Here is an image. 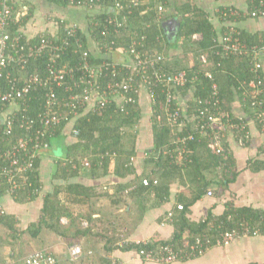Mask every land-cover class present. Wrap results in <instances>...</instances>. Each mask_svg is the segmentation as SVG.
<instances>
[{
	"label": "trees",
	"instance_id": "1",
	"mask_svg": "<svg viewBox=\"0 0 264 264\" xmlns=\"http://www.w3.org/2000/svg\"><path fill=\"white\" fill-rule=\"evenodd\" d=\"M63 3H68L66 0H61ZM106 2L107 5H106ZM116 0H97L95 7H104L100 9V12L96 15L95 20L90 24V34L95 40L97 46H104L105 43L109 42L111 38L114 40V47L123 48V51L128 52L129 60L133 61V55L130 52L131 42L137 35L145 36V50L149 53L155 55L162 53L157 47L164 45L162 40L161 30H160V15L159 11L155 8H151L149 11L144 12L146 9L143 4L135 6L133 8L126 7L120 10L118 17L123 21V26H116L108 24V17L116 15V10L114 7ZM256 4V2H255ZM254 2L250 0V8H253ZM230 8H221L218 12L222 17V27L221 30L224 32L219 33V30L215 26L214 22L211 20L210 14L196 6L195 4L186 2L184 5L179 7V13L182 14L181 28L178 35L179 39H183L184 42H189L192 44L193 54L190 58L178 59V57H172L171 55L164 53V61L160 65L165 71L168 72H178L186 71L187 76L198 73L199 77L193 83H189L184 87H173L172 92H175V98L172 104V108L181 107L184 111V119L186 124L184 126H171L168 123L159 122L157 119L158 113L164 109V105L167 100V92L163 91L167 88L166 83H157L152 75V70H148V76L152 80L153 89L156 91L155 101L151 102L153 109L152 114V124L153 131L155 135V146L154 150L156 153L150 154L148 160V166L153 165L150 173L143 176H136L133 180L116 183L114 184L113 191H109V187H92L83 186L79 182L70 181L71 178H77L80 175H87L92 177H99L103 174H109L112 164L116 161V168L114 171L122 179L129 174L135 173L134 164L132 160L130 162L131 156L135 154L134 144L135 136L137 133L136 126L139 124L141 119L142 107L140 104V99L147 93V88H142L141 93L135 94L122 92L119 85L116 88L110 89L108 85L110 83L117 84L126 79V77L133 78L138 81L137 86L141 84L140 77L138 75H133V72L129 68H125L124 63H117V72L113 73V68H106L103 70V74L96 79V83L100 85V89L95 88L97 93L104 91L106 89V97L108 101L104 106L96 104L92 109L84 110L79 109V114L75 115L70 113V107L66 106L65 103L69 100L71 91L74 94L82 93V87L86 85L81 81L80 76L83 75L82 72H76L75 79L78 81L79 85H75L71 82V89L66 91L64 86H56L58 108L66 116L58 125H56L48 133V140L50 144L54 140L61 141L66 140L67 135L75 137V140L68 144L70 159L72 162L64 164L65 159L58 160L57 170L54 174V178L64 181L58 185H55L52 191H48L43 198V208L41 210L40 218L37 222L31 223L28 230L31 236H38L43 229H51L58 234H66L70 228L62 224V217L68 216L71 221V228L74 227L72 239L69 241V245L79 243L83 247L84 255L80 261H72L70 257L68 260L75 264H119V262H114L111 257L108 256L113 250L121 248L122 250H140L141 248L155 249L157 250L160 245L171 243L177 248H182L186 241H195L197 235H208L214 241L220 236L221 233L226 230L237 228L238 230H243L248 225H253L257 223L264 231V211L256 210L252 208H233L228 207L224 213L220 215H213L210 213L205 220H200L197 222L190 221L188 218V209L190 206L194 205L196 201L201 199L208 191L210 180L207 178V174L204 171L212 166H217L220 162H226V159L222 155L216 154L212 149L207 147L208 138L200 136L199 134L194 140H189L186 144V151L183 155H179L178 148L179 143L177 138L179 136L188 135L189 131L195 125V115L198 113V109L201 107L199 102L196 100L207 98L212 92V83L216 80L219 84L220 93L222 96V108L227 112L228 116L234 123L240 124L235 127V132L237 137L243 140L245 143L249 135V126L247 125V120L241 119L235 115L233 111V102L236 98H241L246 100L243 102L244 108L248 111L249 117L254 115L257 116L259 110L252 104L251 97H249L248 83L253 78L254 74L250 71V60L251 57L247 54H217V49H221L219 46L218 38L220 34L228 31L230 25H228V19L224 17L223 11H229ZM125 17V19H124ZM164 17V15L162 16ZM241 18L243 17H234ZM224 19V20H223ZM59 32L54 34L55 36H67L73 41V38L69 36L66 29V22L59 20ZM240 35L243 41L247 42L249 45L261 44L264 41V30H259L256 32H250L245 28L238 27ZM17 25H13L10 28L11 34L14 36L17 32ZM105 31V32H104ZM125 32L124 34H119V32ZM195 33H201L202 38L199 41H194L192 36ZM112 37H108V35ZM42 36V34H41ZM77 36H79L86 49L89 51L88 60L91 63L101 64L104 61H108V58H102L96 52L90 48V43H88V38L84 35L81 28H78ZM123 36V37H122ZM40 38L39 36L33 37L31 40L36 41ZM54 39H56L53 36ZM140 37H138L139 39ZM29 40V41H31ZM169 42V41H168ZM74 47V44L72 45ZM67 49L64 56H61L58 60V68L65 65L77 66V63L81 60L80 54H76L73 48ZM140 50H144L139 47ZM161 50V49H160ZM207 55V62L204 63L201 60V55ZM49 59L47 57L40 56L36 59L31 58L28 63H26L24 68L16 67V71L13 72L12 76H19L23 78L26 75L32 73H39L41 75L47 72ZM9 72L13 70L10 66ZM6 69L4 70V72ZM206 71H212L214 73V80L209 79L204 76ZM5 74V73H4ZM70 78V77H68ZM10 76H8V71L6 75L0 77V92H3L10 88ZM71 79V78H70ZM82 84V86H80ZM91 90V89H90ZM145 92V93H144ZM104 93V92H103ZM121 93H125V97H133V101L124 103L121 101ZM188 96L186 100V105H182L185 98L179 99V96ZM127 97V98H128ZM29 101H27L28 110L21 111L18 110L16 113L19 116L23 114L37 117V114L42 110V105L46 100V91L43 88H37L30 92ZM99 101V99H98ZM97 102V101H96ZM174 106V107H173ZM11 105L7 101H2L0 98V114H6L8 108ZM260 128L263 127L264 121L256 120ZM39 122L35 123L31 132L36 131ZM7 124L0 120V146H2V140L5 138V129ZM71 126V132H68ZM244 126V127H243ZM74 129L78 130V134L75 135ZM195 132V130L193 131ZM17 136L14 138H19L20 135L26 133L24 128H20L18 123L14 127V131ZM132 142V147L127 150L126 156L121 158V142L123 139L128 138ZM224 145L227 149V145L224 139ZM208 149L214 155L213 159L200 158L201 150ZM228 151V150H227ZM126 152V151H124ZM41 157L38 156L36 160L35 171L33 172L34 181L37 185H42L41 177L39 173V166L41 163ZM119 157V158H118ZM214 160V162H213ZM211 162V165L209 164ZM229 163V161H228ZM75 165V167H73ZM226 166V165H225ZM31 175V176H32ZM187 175L191 180L199 181L198 184L194 186V191L192 195L185 196L184 194L180 197L179 202L184 205V209H175L172 224L174 226V233L170 239H158L152 240L149 243H143L140 245L131 244L120 247L119 241L124 233V229L128 228L129 220L126 215H130L132 210L127 212V205H130L131 198H137L139 203L137 216L134 219L142 220L145 211L148 208H158L161 207L168 201V194L170 193V184H172L174 178L179 179L180 183H183L184 176ZM144 178L149 180L148 184H144ZM158 179L155 183L154 180ZM228 179L227 173L223 177L222 182H226ZM192 180V181H193ZM171 182V183H170ZM200 184V185H199ZM94 199L99 201V206L95 203ZM111 201V202H110ZM122 205L125 206L122 208ZM108 205L110 209L108 210ZM115 207V208H114ZM137 209V206H136ZM95 213H101L100 223L95 217ZM99 217V216H98ZM114 218H121L120 220ZM162 216L158 218L160 221ZM83 220H88V224H83ZM114 221L117 223L116 226ZM138 222V221H137ZM4 224L7 230L13 238H16L17 233L22 231L18 227V221L8 214L0 215V225ZM104 224L105 228L101 229L99 225ZM107 224V225H106ZM210 226L212 230H209ZM254 226V225H253ZM97 231L96 237L103 238L104 244L103 249L97 246L90 245V241H81L83 237L90 236L93 232ZM109 228V229H108ZM254 228V227H252ZM130 228V230H133ZM75 231V232H74ZM4 240V234L0 229V241ZM118 242V243H117ZM47 253L54 255L53 252L47 249H38ZM37 251V250H35ZM32 251L31 253H33ZM69 252V250H68ZM29 253V254H31ZM28 254V255H29ZM56 257V256H55ZM99 258V260H97ZM145 260V259H144ZM25 261V260H24ZM59 264V260H57Z\"/></svg>",
	"mask_w": 264,
	"mask_h": 264
},
{
	"label": "crops",
	"instance_id": "2",
	"mask_svg": "<svg viewBox=\"0 0 264 264\" xmlns=\"http://www.w3.org/2000/svg\"><path fill=\"white\" fill-rule=\"evenodd\" d=\"M188 1L210 14L211 20L219 30V33L224 32L221 30L222 17L218 12L221 8L228 7L240 10L241 12L248 11L250 8V0H142V4L147 11L151 8L158 10L160 5L164 8L162 11L158 10L161 13L159 26L164 45L160 47L161 50L157 47L158 50L156 51L162 52V54L167 52L172 57H178V59L184 60L185 58H190L193 54L191 43H186L183 39H179L178 41L182 20V14L179 13L178 9ZM12 4L15 9L14 13L21 16L16 22L17 28L28 38L39 36L43 33L57 34L59 32V20L67 24L76 23L86 38H88L90 48L96 52L95 54H98L102 58H108L109 61L118 64L124 63L125 65H129L132 63L129 60L128 52L123 51L122 46L118 48L114 47L113 38L105 43L104 46L100 47L96 45L95 40L91 37L90 24L100 12L99 8L68 5L61 0H12ZM163 15L164 17H162ZM234 17L232 15L228 18V25L245 28L250 32L264 30V18L255 19L243 17L241 19ZM124 33L119 32V34ZM109 36L112 37L110 34ZM201 38V33H195L192 36L194 41H199ZM107 45L109 47H106ZM260 59L264 64V53L260 55ZM261 75L264 80V65L261 69ZM248 89L250 91L253 90L250 87ZM248 95L252 97L251 92ZM187 97L189 95L179 96V99L185 98L181 101L183 106L186 105ZM261 97L264 99V90ZM245 100L246 98L242 100L241 98H236L233 102V111L239 118L245 119V121L247 120L249 126L248 139L245 143H241L235 131H229L226 134L224 137L228 150L226 157H224L226 162L221 161L217 166H212L211 162H209L211 166L204 171L207 174L208 180L211 182L208 191L211 189L214 190V193L213 195H209L207 191L201 199L189 207L188 218L190 221L197 222L202 219L205 220L210 213L220 215L224 213L226 208L231 206L234 209L252 208L264 211V125L260 128L256 122L257 118H254V115L249 117V113L243 104ZM140 101L142 112L140 122L136 126L135 154L130 159V162L132 160V164H134L135 173L129 174L124 179H121L114 171L116 168V161H114L111 165L112 168L109 170V174H103L96 178L80 175L77 178H71V182H79L83 186H92L95 188L107 186L110 192H114V184L125 181L130 182L137 175L143 176L151 172L153 165H147L150 159L149 156L150 154L156 153L154 150L155 135L151 121L153 109L147 93L142 96ZM4 118L5 115L0 114V120L2 121ZM68 132H71V126ZM65 139L59 140L58 143H55L54 140L50 148L42 153L39 166L42 185H37L34 178L31 179L35 187L38 188V191L32 192L31 194L27 190H22L18 195H13L6 193V186L3 187L1 200L5 207V214L11 215V217L18 221V227L22 232L17 233L16 238H13L10 231H8L9 228L7 230L4 224L0 225V229L4 234V240L0 241V264H25V257L32 251L38 249H47L53 252L54 256L59 260V264H64L65 261H69V241L73 238L71 232L76 230V228L70 227L71 221L68 216H63L61 220L63 225L70 228L66 234L61 235L46 228L38 236L32 237L28 230L31 223L37 222L40 218L45 194L48 191H52L55 185L64 182L54 178V174L57 170L58 160L65 159L64 164L72 162V158L70 159L69 157L68 144H71L75 140V137L67 135ZM132 145L129 137L122 140L121 148L123 152L121 151V158L126 156L125 153L131 149ZM57 146L60 148L58 151L55 150ZM199 156L200 158L206 159L214 158L212 152L207 148L201 150ZM226 173L228 179H225L226 182H222L221 179L225 177ZM192 180L187 175L184 176L183 183H180L179 179L174 178L172 184H170L168 201L161 207L148 208L142 220L135 219V224L131 225L134 226L133 230L129 231L130 227L128 225V228L124 229V240L131 239V241L149 243L152 240L172 238L174 226L172 221L167 219V214L170 210L175 212L177 205L180 203V197L183 194L185 196L193 194L194 186L199 181ZM94 201L99 206V201L97 199H94ZM137 201L136 196L131 198V203L126 208L127 212H130L132 209L138 211L140 207ZM125 204L122 205L121 203V207L123 208ZM109 209L110 205H108ZM99 214L101 213H95V217H97L100 223H103L100 221L101 217ZM128 216L126 215V218ZM160 216L162 218L159 221L158 218ZM130 222L131 220L129 224ZM83 224H88V220H83ZM116 224L114 221L115 226ZM253 225H248V227L254 228L247 233H244L247 227L243 230H238L240 234L228 245H214L201 255L189 259H181L172 263L143 260L139 257L136 250H122L121 248L113 250L108 256L114 262H119V264H264V231L260 226H257V223ZM95 233L97 235V231H95L90 236L81 238V241H91V239L96 237ZM35 239L36 241L40 239L41 244L38 246L36 244L35 246ZM104 240L100 238V242L103 244Z\"/></svg>",
	"mask_w": 264,
	"mask_h": 264
},
{
	"label": "built area",
	"instance_id": "3",
	"mask_svg": "<svg viewBox=\"0 0 264 264\" xmlns=\"http://www.w3.org/2000/svg\"><path fill=\"white\" fill-rule=\"evenodd\" d=\"M70 5L96 8L95 3L97 0H66ZM254 2L253 8L248 11L241 12L240 10L230 8L229 11H223L224 17L227 19L234 15L235 17H250L255 19L264 18V0H252ZM256 2V4H255ZM108 2H106L107 5ZM142 0H116L113 6L114 11L117 14L108 17V24L116 26H123V21L120 20L118 14L120 10L129 7L141 5ZM104 9V7H98ZM159 11L164 8L162 5L158 7ZM12 0H0V77L6 75L10 76V88L0 92V98L2 101L10 103L11 107L7 109L3 122L7 124L5 129V138L2 140V146H0V215L5 213V207L1 200L2 189L6 186V193L18 195L20 191L27 190L29 193L38 191L31 179L33 172L35 171L36 160L38 156H41L51 146L48 140V133L56 125H58L66 116L58 108L57 91L56 86H64V90L68 91L71 86L68 85L71 82L72 85H79L75 79L76 72H82L80 76L81 81L86 83L82 87V93L74 94L71 91L69 100L65 103L70 107L69 112L75 115L79 114V109L83 108L88 110L91 107H95L96 104L104 106L108 101L106 97V89L97 93L101 88L96 83V79L103 74V70L106 68H113V73L117 72V63L112 61H104L101 64L91 63L88 60L89 51L86 49L82 39L77 36L79 26L76 23H69L66 25L67 33L70 38H73L74 42H71L67 36H55L51 33H43L42 36L36 41L32 38L26 37L22 32L17 30L13 36L10 32V28L16 25L18 19L21 16L16 15ZM147 12L145 9L143 11ZM125 19V17H124ZM105 32V31H104ZM53 36L56 38L54 39ZM138 37H140L138 39ZM31 40V41H29ZM221 49H217V54H247L251 57L250 71L254 74L251 81L248 83V88L253 90L249 91L252 94V104L259 110L257 112V119L264 121V99L261 97L264 90V80L261 75V69L263 68V62L260 59V55L264 53V41L261 44L249 45L243 41L238 27L230 25L228 31L219 35L218 41ZM74 44L73 51L76 54H80L81 60L77 63V66L65 65L58 68V60L61 56H64L67 49ZM114 43V42H113ZM144 50H140L139 47ZM146 42L144 35H137L131 42L130 52L133 55V61L131 64L124 65L125 68H129L133 75L140 77L141 84L137 86L133 76L126 77L122 82L117 84L110 83L108 87L110 89L116 88L119 85L120 89L125 93H141V86L143 89L147 88L148 96L151 102L156 97V91L153 89L152 80L148 76V70H152V75L157 83H166L167 100L164 105V109L161 113H158L157 119L159 122L168 123L171 126H184L186 121L184 119V111L181 107L172 108V104L175 98V92H172L173 87H184L189 83H193L198 79V73L187 76L186 71L168 72L165 71L160 65L162 64L165 56L164 54H151L145 50ZM106 47H109L107 45ZM45 56L49 59L47 72L43 75L39 73H32L26 75L23 78L19 76H12L16 71V67L24 68L25 64L33 58L36 59L40 56ZM202 62H207V55H201ZM13 67V70L9 72V68ZM6 71L4 72V70ZM5 73V74H4ZM15 73V72H14ZM205 77L214 80V73L212 71H206ZM70 77V78H68ZM82 86V84H80ZM95 87V88H94ZM37 88H43L46 91V100L42 105V110L37 114V117H31L23 114L17 115V111H27V101H29V94L32 90ZM212 92L205 99H196L201 107L198 109L197 115H195V125L189 131L186 136H179L176 141L179 143L178 151L179 155H183L186 150V144L189 140L196 139L199 134L208 138L207 146L212 149L216 154L226 157L227 149L224 145V137L229 131H235V127L240 124L234 123L228 116L227 112L222 108V96L220 93L219 84L216 80L212 83ZM91 89V90H90ZM104 92V93H103ZM125 93H121L122 101L125 103L133 101V97H125ZM99 99V101H98ZM97 101V102H96ZM39 122L37 129L31 132L32 127H35V123ZM18 123L20 128H24L26 133L20 135L19 138L14 131V127ZM248 125V124H247ZM244 127V126H243ZM195 130V132H193ZM75 135L78 134V130L74 129ZM241 143L243 140L240 139ZM32 175V176H31ZM144 184H148L149 180L144 178ZM155 183L158 179L154 180ZM31 187V189H30ZM32 190V191H31ZM213 190H209L207 194L213 195ZM177 209H184V205L179 203ZM174 211L170 210L167 214V219L172 221ZM213 227V226H212ZM210 226L209 230H212ZM253 230L247 226L244 233ZM238 229L232 228L221 233L220 236L214 241L208 235H197L195 241H186L182 248H177L171 243L160 245L157 250L141 248L138 250L139 257H143L146 260H152L156 262L172 263L180 259L191 258L203 254L214 245H228L231 241L239 235ZM143 241H131L128 239H122L119 243L121 247L131 244L140 245ZM148 243V242H147ZM146 244V243H145ZM84 255L83 247L79 243L72 244L69 247V256L72 261H80ZM26 264H57V258L47 252L37 250L25 257Z\"/></svg>",
	"mask_w": 264,
	"mask_h": 264
},
{
	"label": "rangeland",
	"instance_id": "4",
	"mask_svg": "<svg viewBox=\"0 0 264 264\" xmlns=\"http://www.w3.org/2000/svg\"><path fill=\"white\" fill-rule=\"evenodd\" d=\"M55 143H58V140H55L54 141ZM58 149H60L58 146L57 147H55V150L56 151H58ZM61 151V150H60ZM214 191V190H213ZM138 213V212H137ZM137 213L134 211V210H132V212H131V214L128 216V220L130 221L131 220V222H130V224L128 223V225H129V227L131 228H133L134 226H131V225H134L135 224V217L137 216ZM114 219H118V220H120L121 218H114ZM107 225V224H106ZM112 225H114V224H112ZM99 227L101 228V229H103V228H105V230H106V227H104V224H101V225H99ZM109 229V228H108ZM96 231H100L99 230V228H98V230H96ZM124 234L125 233H122V236H121V238L120 239H124L125 237H124ZM34 241H36V239L34 240ZM36 244H37V246L38 245H40L41 244V241H40V239L39 240H37L36 241V243H35V246H36ZM90 245H93V246H97L99 249H100V251L103 249V243L102 242H100V239H99V237H94L93 239H91V241H90ZM97 260H99V258H97ZM25 264H26V262H24ZM64 264H75V263H71L70 261H65V263ZM94 264H98V263H94Z\"/></svg>",
	"mask_w": 264,
	"mask_h": 264
},
{
	"label": "clouds",
	"instance_id": "5",
	"mask_svg": "<svg viewBox=\"0 0 264 264\" xmlns=\"http://www.w3.org/2000/svg\"><path fill=\"white\" fill-rule=\"evenodd\" d=\"M137 252H138V250H137ZM70 257V256H69ZM195 257V256H194ZM140 258H142L143 260H144V258L143 257H140ZM191 258H193V257H191ZM186 259H189V258H186ZM146 260V259H145ZM181 260V259H180ZM149 261H152V260H149ZM178 261V260H177ZM156 262V261H155ZM175 262V261H174ZM161 263H164V262H161Z\"/></svg>",
	"mask_w": 264,
	"mask_h": 264
}]
</instances>
